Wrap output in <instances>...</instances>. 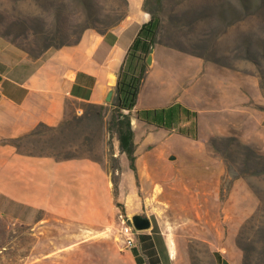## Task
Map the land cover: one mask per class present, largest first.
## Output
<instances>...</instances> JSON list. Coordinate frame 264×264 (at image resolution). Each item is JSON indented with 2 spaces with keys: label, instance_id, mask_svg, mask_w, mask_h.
I'll use <instances>...</instances> for the list:
<instances>
[{
  "label": "crops",
  "instance_id": "crops-1",
  "mask_svg": "<svg viewBox=\"0 0 264 264\" xmlns=\"http://www.w3.org/2000/svg\"><path fill=\"white\" fill-rule=\"evenodd\" d=\"M128 1V13L116 25L101 33L85 31L76 42L47 47L38 56L0 41V215L6 217L13 206H51L75 216L82 206L92 214L93 206L111 203L108 168L101 173L88 156L56 158L45 153L43 143L34 147L32 138L40 125L59 126L88 103L110 105L117 81L137 76L145 64L130 116L135 170L119 150L118 135L111 137V154L119 162L116 201L127 214L141 212L150 220L130 250L138 264H148L141 235L157 234L162 243H154L156 253L165 257L176 231L218 249L224 163L208 150L199 116L216 110L202 104L213 100L202 86L206 61L158 39L150 45L149 63L140 47L129 53L151 16L142 0Z\"/></svg>",
  "mask_w": 264,
  "mask_h": 264
},
{
  "label": "rangeland",
  "instance_id": "rangeland-1",
  "mask_svg": "<svg viewBox=\"0 0 264 264\" xmlns=\"http://www.w3.org/2000/svg\"><path fill=\"white\" fill-rule=\"evenodd\" d=\"M142 7L159 20L156 39L203 55L202 86L213 100L202 104L216 110L199 116L208 150L224 163L220 247L176 231L160 262L211 264L218 250L228 264H242L245 247L250 264H257L264 249V0H142ZM128 10V0H0V41L38 56L76 42L85 31H105ZM113 102L100 118H85L81 109L59 126L40 125L32 138L34 147L43 143L56 158L88 156L101 173L108 168L111 203L93 206L92 214L82 206L75 216L51 206L7 208L11 213L0 215V264H138L133 245L120 240L118 214L130 222L135 214L147 215L127 214L116 201L119 162L108 129ZM225 127L227 133H219ZM109 213L110 222L104 220ZM153 236L159 247L162 240Z\"/></svg>",
  "mask_w": 264,
  "mask_h": 264
},
{
  "label": "trees",
  "instance_id": "trees-1",
  "mask_svg": "<svg viewBox=\"0 0 264 264\" xmlns=\"http://www.w3.org/2000/svg\"><path fill=\"white\" fill-rule=\"evenodd\" d=\"M150 16H151L150 19L146 23H143L138 29V32L129 47V53H131V51H134L138 47L141 48L145 56L149 53L150 45L156 40V33L159 23L158 18L152 16L151 14ZM145 38H148V40L144 41ZM140 43L143 45L139 46ZM188 51L202 55L196 51H191V50ZM144 68H145V64L141 66L139 74L137 76L129 78V80L126 82L121 79L117 81L116 83L117 97L113 102V110L108 124V129L114 131L118 135L119 150L125 153L128 159L129 167L132 170H135L136 167H135L133 131L130 126V116H131V109L135 104L138 82L140 80V76ZM104 110H105V105L88 103L83 107V112H84L83 117L90 118L94 116L96 118L98 117L100 118ZM115 168H118V165L115 166ZM141 240H142V246L144 248V252L148 259V264H161L160 258L156 253L153 238H151V236L148 234H142ZM242 251H243L242 264H250L251 251L245 247H242ZM258 254H259V258L257 259V264H264V249H261L258 252ZM212 257H213V261L211 264H228L222 258L221 253L218 250L212 251Z\"/></svg>",
  "mask_w": 264,
  "mask_h": 264
},
{
  "label": "built area",
  "instance_id": "built-area-1",
  "mask_svg": "<svg viewBox=\"0 0 264 264\" xmlns=\"http://www.w3.org/2000/svg\"><path fill=\"white\" fill-rule=\"evenodd\" d=\"M79 112H81V110H79ZM118 224L121 242L124 246L131 247L135 242V236L138 230L128 221V217L124 216L122 213L118 214Z\"/></svg>",
  "mask_w": 264,
  "mask_h": 264
},
{
  "label": "water",
  "instance_id": "water-1",
  "mask_svg": "<svg viewBox=\"0 0 264 264\" xmlns=\"http://www.w3.org/2000/svg\"><path fill=\"white\" fill-rule=\"evenodd\" d=\"M146 62H150V54L146 57ZM112 94V89H109L106 95V100H109ZM132 225L137 230H144L147 229L150 225V220L146 216H141L139 214H135L131 218Z\"/></svg>",
  "mask_w": 264,
  "mask_h": 264
}]
</instances>
